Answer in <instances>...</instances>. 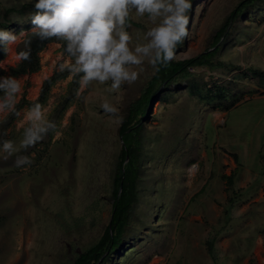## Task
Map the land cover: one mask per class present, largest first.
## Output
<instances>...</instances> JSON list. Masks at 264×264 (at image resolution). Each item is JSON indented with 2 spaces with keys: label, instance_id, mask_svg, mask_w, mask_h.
<instances>
[{
  "label": "rangeland",
  "instance_id": "1",
  "mask_svg": "<svg viewBox=\"0 0 264 264\" xmlns=\"http://www.w3.org/2000/svg\"><path fill=\"white\" fill-rule=\"evenodd\" d=\"M239 1L191 0L188 36L175 59L208 48ZM24 2L30 0H0V21L7 7ZM27 14L10 13L12 26L0 29L30 31ZM150 26L146 18L133 22L141 34ZM224 42L212 66L195 67L167 97L152 100L141 132L137 196L122 245L104 264H264V96L246 98L223 118L208 99L220 85L238 89L241 99L257 93L255 78L245 72L264 69V0L240 16ZM18 46H12L14 52ZM59 51L48 42L38 70L12 75L17 62L0 44V61H7L0 77H23V97L34 100L54 72ZM144 67L134 84L122 88V119L155 71ZM67 75L55 82L45 102L52 108L50 119L64 123L62 135L54 139L49 133L12 156L0 151V264H70L110 220L122 119L109 121L100 108L108 85L93 82L77 97L78 85L64 83ZM189 81L199 91L188 87ZM16 120L0 118V141L18 144L22 129ZM224 150L234 163L221 159ZM19 156H29L31 163L17 167ZM221 174H232L231 187ZM204 184L203 193L190 200ZM210 239L213 255L206 244Z\"/></svg>",
  "mask_w": 264,
  "mask_h": 264
},
{
  "label": "clouds",
  "instance_id": "2",
  "mask_svg": "<svg viewBox=\"0 0 264 264\" xmlns=\"http://www.w3.org/2000/svg\"><path fill=\"white\" fill-rule=\"evenodd\" d=\"M34 7L30 31L14 34L0 29L4 52H12V46L22 42L23 50L13 52L12 59L17 63L30 61L33 37L54 42L60 51L52 62L53 70L68 73L65 84L77 83V97L93 82L108 85L106 94L101 95L100 108L109 121H119L123 86L140 78L145 63L159 71L175 59L177 46L188 36L192 3L191 0H36ZM145 18L151 26L141 34L133 29V22ZM6 63L0 61V68ZM0 94V118L15 116L17 130L22 129L18 144L11 139L0 141V151L7 156L21 150L26 152L49 133H53L54 139L62 135L64 123L57 125L50 119L52 108L47 103L17 107L24 96L23 77H0ZM15 163L19 167L30 164L31 159L19 156Z\"/></svg>",
  "mask_w": 264,
  "mask_h": 264
},
{
  "label": "trees",
  "instance_id": "3",
  "mask_svg": "<svg viewBox=\"0 0 264 264\" xmlns=\"http://www.w3.org/2000/svg\"><path fill=\"white\" fill-rule=\"evenodd\" d=\"M260 1L261 0H240L227 14L208 48L201 54L193 57L174 59L168 66H161L159 71H154L153 75L149 78L145 87L140 92V95L130 104L118 128V134L122 143L111 191L112 204L110 220L98 240L93 245L80 252L70 264H104L107 259L121 247L129 222V216L138 192V182L141 173V132L143 124L148 116V109L151 101L154 98H158L159 100L162 97H167L172 87L178 84L182 79L188 78L191 74L189 70L190 67L212 66V59L218 54L225 43L224 41L228 39L231 26L235 24L247 9L253 7ZM34 5L35 3L32 2H24L18 7H7L3 13V20L0 21V28L6 29L12 26L11 20L9 19L10 13L19 15L28 13L25 16L29 18L27 21H31L30 16L35 12ZM48 42L50 41H40L38 38L33 37L30 61L16 63L10 68L12 75L31 73L38 70L40 68L39 53ZM181 46L182 43L177 46V49ZM23 48V43H19L17 52L23 50ZM0 72H3L1 68ZM245 73L255 78L256 91L258 88L264 89V69L251 67L248 70L249 74L247 72ZM66 75V72L61 73L59 71H54L43 80L39 94L34 100L23 97L17 107L21 108L24 105L30 106L34 102L45 103L51 87L57 80ZM70 84L77 83L72 82ZM187 86L191 87L194 91H199L195 82L189 81ZM176 88L180 87L176 86ZM208 99L211 100L214 106L216 105L222 110H228L241 100V95L238 89L233 90L229 85H220L214 93L208 96ZM215 100L216 102H214ZM221 178L226 181L227 186H232V174H221ZM205 184L190 197V200L195 199L203 193ZM230 201H232L231 197H229V202ZM225 214H228V209L225 210ZM206 244L209 253L213 255L214 239L208 240Z\"/></svg>",
  "mask_w": 264,
  "mask_h": 264
},
{
  "label": "crops",
  "instance_id": "4",
  "mask_svg": "<svg viewBox=\"0 0 264 264\" xmlns=\"http://www.w3.org/2000/svg\"><path fill=\"white\" fill-rule=\"evenodd\" d=\"M264 96V89L263 88H258V90H257V93L256 94H253V93H251L250 95H247V96H245L243 99H241L240 101H238L237 102V104L238 103H240L241 101H243V100H245L246 98H249V97H251V96ZM236 104V105H237ZM226 111L227 110H222V111H219L217 114L218 115H221L222 116V118L224 117V115L226 114ZM217 118V117H216ZM222 154L224 155H227L228 156V158H230L231 160H229V159H227L225 156H221V159H223V161H229L228 163H234L233 162V160H235L234 159V157L232 156V154L231 153H229V152H227L226 150H224L223 152H222ZM232 158H233V160H232ZM236 161V160H235Z\"/></svg>",
  "mask_w": 264,
  "mask_h": 264
},
{
  "label": "bare ground",
  "instance_id": "5",
  "mask_svg": "<svg viewBox=\"0 0 264 264\" xmlns=\"http://www.w3.org/2000/svg\"><path fill=\"white\" fill-rule=\"evenodd\" d=\"M13 50H14V49L12 48V52H11V55H10L11 57H12V54H13V52H14ZM37 78H38V77L36 76L35 81L39 82V79H37ZM89 113H90V112H89ZM100 121H101V120H100ZM97 129H98V128H97Z\"/></svg>",
  "mask_w": 264,
  "mask_h": 264
},
{
  "label": "built area",
  "instance_id": "6",
  "mask_svg": "<svg viewBox=\"0 0 264 264\" xmlns=\"http://www.w3.org/2000/svg\"><path fill=\"white\" fill-rule=\"evenodd\" d=\"M189 70H190V71H194V70H195V67H190Z\"/></svg>",
  "mask_w": 264,
  "mask_h": 264
},
{
  "label": "water",
  "instance_id": "7",
  "mask_svg": "<svg viewBox=\"0 0 264 264\" xmlns=\"http://www.w3.org/2000/svg\"><path fill=\"white\" fill-rule=\"evenodd\" d=\"M153 102H154V101H152V102L150 103V105H149V109H150V107L152 106ZM149 109H148V110H149Z\"/></svg>",
  "mask_w": 264,
  "mask_h": 264
}]
</instances>
